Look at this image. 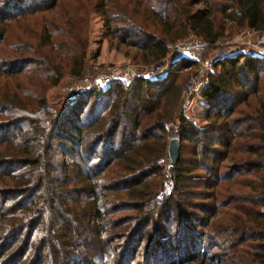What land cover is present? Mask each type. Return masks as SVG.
Returning a JSON list of instances; mask_svg holds the SVG:
<instances>
[{
  "label": "trees",
  "instance_id": "obj_1",
  "mask_svg": "<svg viewBox=\"0 0 264 264\" xmlns=\"http://www.w3.org/2000/svg\"><path fill=\"white\" fill-rule=\"evenodd\" d=\"M133 1L128 13L108 11L103 0L95 7L110 34L119 28L110 27L109 14L123 23L126 34L119 42L139 49L145 63L163 60L168 45L189 34L215 46L227 32L226 22L264 32V0ZM63 2L0 0V82L38 76L44 84L34 95L23 93L20 81L0 85V183L6 184L0 186V264H133L138 256L143 264H264V103H247L264 60L238 53L213 62L200 90L208 124L198 127L179 116L173 131L179 158L168 167L166 123L173 102H162L156 90L164 79H114L58 112L48 106L43 87L56 86L65 73L79 77L84 66L80 39H72L77 16L47 17L61 13ZM33 19L39 27L29 36L35 45L19 36L17 45L10 44L9 25L20 28ZM30 53L37 57H24ZM172 62L178 68L193 65ZM91 99L86 116L92 120L82 125ZM240 102L245 109L232 116ZM87 129H93V141L83 154ZM73 139L71 158L54 161L55 146ZM240 173L253 179L236 182ZM223 181L229 189L216 208L233 205L235 213L211 225L217 209L199 200L217 201L214 187ZM123 205L141 219L130 234L113 236L114 223L106 216L113 207L126 210ZM151 223L153 242L143 251ZM119 239L125 241L121 249L114 244ZM220 240L225 247L219 252L199 256L201 244L213 248Z\"/></svg>",
  "mask_w": 264,
  "mask_h": 264
},
{
  "label": "rangeland",
  "instance_id": "obj_2",
  "mask_svg": "<svg viewBox=\"0 0 264 264\" xmlns=\"http://www.w3.org/2000/svg\"><path fill=\"white\" fill-rule=\"evenodd\" d=\"M181 1L182 3H184L183 0ZM103 2L108 11L115 13H121L126 9L129 11L130 8H133L134 5L133 0H103ZM96 4H98L97 0H64V2L62 3L63 11L61 13L55 10L47 14V17H49L50 15L58 17L63 14L65 19L69 21H74L75 16H77L73 23L77 36L72 39H80V53L84 59L83 71L79 77H72L65 73L66 75L62 77V79L56 86L51 88L43 87L44 89H46V92L44 94L48 106L56 112L65 108L70 103V101L74 100L76 97L85 95L86 93L92 91L94 88L101 87L97 80L102 73L106 74L110 72V70H116L117 73H121L125 70V68H128L133 73L143 72L145 74H149V71L152 68L156 66V68H158L163 65L162 60L147 63L143 62L142 59L138 56L139 53H141L139 49L129 45L128 43L125 44L119 42L118 37L126 34V31L122 29L124 27L123 23L117 21V19L111 16L112 13L111 15L108 13L112 18V25L110 27L114 29L119 28V30L116 33L110 34L109 31L104 27L103 18L97 12V8L95 7ZM122 5L124 6L122 7ZM225 24L227 32L225 33L224 38L221 39L215 46H209L205 53L201 54V57L200 55H184L173 60L174 62L178 60H188L193 65H189L184 68H178L175 66L173 67V65L171 66L170 63L167 65L165 73L162 74L159 78L156 77V79H164L161 89H158L159 87H156V90L163 94L161 101L170 103L173 102L172 118L168 121V123H166L167 136H169L166 139V148L168 139L174 136L173 131L174 129L176 130V126L179 123V116L184 117L187 121L192 122L198 127H203L208 124V121L204 118L208 106L207 103L201 98L200 93L195 96L194 102L187 111H184L181 108L180 104L186 84L189 82L191 76L197 73V71L199 70L200 60L203 61L206 56H214L215 58L220 59L226 56L236 55L238 53H246L250 56H255L264 60V32H254L245 28L239 29L235 27L234 23L232 22H226ZM20 28H18L15 24L9 25V27L7 28V35L10 36V40L8 39V42H10V44L17 45L19 41L16 44V39H14V37L19 36L21 39L26 40L25 44L29 45V43H32L35 45L34 41L29 36L32 35L34 31H39L37 20H28L24 22L22 26H20ZM149 30L151 29L149 28ZM133 38L135 39V37ZM185 38L183 37L181 39H177L175 42L182 41ZM26 56L37 57V55H33L31 53L30 55H24V57ZM18 57L20 58L23 56L20 55ZM211 69L212 70L209 72L213 71V67ZM4 81L0 82V85H2L3 88H5L4 84H7L9 87L15 86V83H19L20 80L10 79L9 81ZM19 85L23 93L34 95V91L41 90V87L44 84L41 77L32 76L30 78L28 77L27 80H21ZM256 86V92L249 95L247 99V103L253 107L256 106L257 102L259 101L264 103V70L259 73V79ZM33 99L34 101L37 100L35 97H33ZM92 102L93 100L91 99L84 107V111L82 114L84 124L82 125H86L89 121V119H87L88 116L86 115L89 114V108L91 107ZM244 109L245 104H243L242 102L238 103L233 110L234 114H232V116H236V113L239 110ZM91 120L92 118H90V121ZM90 133H94L93 129H87L83 132V138L81 142L83 147L80 150L83 154H85L84 148H88L93 141L89 139ZM74 134L73 136L75 137ZM73 140H63L64 142L60 143L62 145L57 144L55 146V155L53 159L54 161H58L60 163L62 160H69V158H71L70 148L76 144V141ZM77 151L78 150H76V152ZM189 152L190 146H186L185 150L182 151V156L185 160L189 158ZM166 158L167 162L169 163L168 157ZM94 162H97L96 159L93 160V163ZM226 162L227 160H224V163ZM236 178V182H240V180H242L243 178L253 179V175H244V173H240ZM0 186L4 187L6 186V184L2 181L0 183ZM228 189V183L223 181L216 187H214V191L217 192L218 195L217 201H212L211 199L204 201L201 199L199 200V202L207 204L209 207L216 208V206H218V201L220 203V201L222 200L221 195L223 194L224 190L228 191ZM234 191L246 192L245 189H234ZM219 192L220 195L218 194ZM122 203L126 202L123 201ZM232 206L233 205H229L227 208H216L217 210L215 214L210 219V221L212 222L211 225H216L217 223L221 224L224 222L226 223L227 218L231 214L235 213L231 209ZM105 207L109 208V204H105ZM113 208L114 209L111 211L113 213L108 210L109 215L106 216L108 220H112L114 223V229L109 233L113 236H124L126 232L130 234V232H132L137 227L139 220L141 219H139V217L135 219V216H137L136 210L134 211L133 207H129V205H123L122 208H127L126 210L115 209L119 207ZM120 222H123V224L120 225ZM127 222H130V225H126ZM153 228L154 224L151 223V225H149V227L144 230V236L146 234L147 235L143 238L140 246V249L143 251L151 245V242H153L152 238H150L152 236V234H150V231H152ZM205 232H208V229H206ZM124 242L125 241L123 239H119L118 241H115L114 244H116L115 246H120L118 248L121 249L124 245ZM216 242L219 244L217 247L213 248L206 246L205 244H201L202 248H200L198 251L199 256H201L204 252H206L207 254L219 252V249L224 245L222 244L221 240ZM134 263L143 264V257L138 256L133 264ZM198 263L199 262H194L190 264ZM202 264L208 263L202 262Z\"/></svg>",
  "mask_w": 264,
  "mask_h": 264
},
{
  "label": "built area",
  "instance_id": "obj_3",
  "mask_svg": "<svg viewBox=\"0 0 264 264\" xmlns=\"http://www.w3.org/2000/svg\"><path fill=\"white\" fill-rule=\"evenodd\" d=\"M208 47V44L203 39L193 34H189L184 40L168 45V53L162 60L163 65L158 67L159 69L156 68V66L149 71V74H145L143 72L133 73L128 68H125V70L121 73H117L116 70H110V72L106 74L102 73L97 81L101 85V88H104L114 79L120 80L122 83H128L134 77L156 79V77L159 78L165 73L167 65L172 63V61L177 57L184 55H200L201 57V54L205 53ZM217 59L218 58H215L214 56H206L203 61L200 60L199 70L191 76L182 94L180 104L184 111H187L190 108L195 100V96L200 93V90L206 81L207 74L212 70L211 68L213 67V62Z\"/></svg>",
  "mask_w": 264,
  "mask_h": 264
},
{
  "label": "water",
  "instance_id": "obj_4",
  "mask_svg": "<svg viewBox=\"0 0 264 264\" xmlns=\"http://www.w3.org/2000/svg\"><path fill=\"white\" fill-rule=\"evenodd\" d=\"M179 148L180 144L177 137H171L168 139L166 152L169 158V167H173L177 163L179 158Z\"/></svg>",
  "mask_w": 264,
  "mask_h": 264
},
{
  "label": "crops",
  "instance_id": "obj_5",
  "mask_svg": "<svg viewBox=\"0 0 264 264\" xmlns=\"http://www.w3.org/2000/svg\"><path fill=\"white\" fill-rule=\"evenodd\" d=\"M203 101V100H202Z\"/></svg>",
  "mask_w": 264,
  "mask_h": 264
}]
</instances>
